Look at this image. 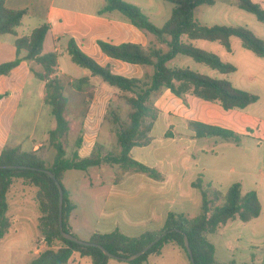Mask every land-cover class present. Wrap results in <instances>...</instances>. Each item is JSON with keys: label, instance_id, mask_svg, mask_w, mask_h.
<instances>
[{"label": "trees", "instance_id": "trees-1", "mask_svg": "<svg viewBox=\"0 0 264 264\" xmlns=\"http://www.w3.org/2000/svg\"><path fill=\"white\" fill-rule=\"evenodd\" d=\"M164 1L172 3L174 7L161 26L154 25L139 7L123 0H104V6L100 10L101 14L111 11L119 12L131 25L149 32L158 45L166 47V49L143 48L129 42L115 45L102 40L97 41L100 50L112 59L128 64L152 66L154 71L151 76L127 78L114 74L110 65H99L84 54L73 39H68L66 51L73 63L87 69L91 77H98L103 83L116 89L115 96L125 100L129 111L126 121L121 120L117 111H109V106L104 116V120L115 126L114 135L119 149L115 155H101L94 148L88 156L80 157L78 149L81 147L82 139L78 136L73 143L74 149L67 157L65 145L70 128L64 116L67 105L62 86L64 76L57 68L56 51L42 52L49 25L41 23L30 32L19 35L16 28L21 25L28 11L8 9L4 6L5 0H0V35L14 36L13 44L16 54L13 60L0 64V75H8L21 60H31L37 64L40 70L35 71L34 75L43 83V101L50 107V113L55 122L54 128L48 132L47 139L49 147L54 150V157L50 163L39 157L37 151H23L17 146L0 151V165L28 167L0 168V240L12 225L7 217L6 195L13 179H20L24 186L36 187L35 199L40 212L38 229L45 247L28 264H69L74 253L80 257H88L90 264H106L109 259L97 247L84 246L62 238L58 230V190L53 180L42 170H49L62 188V228L70 233L67 227L68 219L75 205L61 184L64 172L86 170L108 164L117 165L123 173H143L153 179L161 178V174L156 170L129 156L132 147L146 146L151 141L150 129L158 113L150 102L154 92L165 87L177 97L191 93L202 100L216 102L225 110L243 109L257 100L255 95L232 87L224 79L212 78L188 68H171L167 66V62L180 54L220 73H230L235 71L232 64L222 61L213 52L194 46L191 41L217 42L226 52H230L231 38L237 37L241 41V46L257 57H264V42L245 26L205 25L197 21L194 18L193 9L203 4L211 5L214 0ZM236 3L239 8L252 14L258 21H264V9L251 0H236ZM21 50L25 51V54L23 57H18ZM68 84L85 98L84 117L93 97L92 91H87L89 77L70 80ZM188 126L196 136L237 139L233 132L220 127L197 122H189ZM191 184L200 191L201 195L200 212L196 216L187 217L182 213L168 212L162 228L158 231H146L137 237H128L118 230L105 234L95 232L88 241L102 246L114 256L125 258L161 236L147 251L128 263L143 264L149 255L161 254L163 247L168 244L184 251L189 262L183 245V235H186L194 264H234L233 261H216L214 246L208 240V235L213 234L230 220L238 219L241 222H248L256 218L260 213L257 194L254 191L242 194L239 183H233L225 191H220L205 183L200 176Z\"/></svg>", "mask_w": 264, "mask_h": 264}, {"label": "rangeland", "instance_id": "rangeland-1", "mask_svg": "<svg viewBox=\"0 0 264 264\" xmlns=\"http://www.w3.org/2000/svg\"><path fill=\"white\" fill-rule=\"evenodd\" d=\"M132 1L138 3V7L156 26H161L166 21L174 7L172 3L164 0ZM251 1L256 4L258 0ZM114 14L121 16L126 21L120 13L115 12ZM193 15L200 23L205 25L245 26L246 24L248 26L245 27L257 37H261L260 39L264 42V21H258L252 14L239 8L236 0H214L211 5H199L193 10ZM131 28L137 30L140 34L139 37L141 36V38L137 43L143 48L159 47L152 34L142 29ZM27 31L24 30L23 25L16 28L18 34ZM13 40V35H0V64L16 57ZM66 42L67 37L63 35L54 41V45L57 47V68L64 76L62 86L67 99L64 116L70 126L65 150L66 156L69 157L74 149L73 143L80 129L85 98L83 94L73 90L68 81L90 76V73L87 69L73 63L66 51ZM191 43L198 48L215 53L222 61L235 66L236 70L230 73H220L180 54L175 55L168 61L167 66L171 68H188L217 79L228 78L232 81V87H243L240 89L251 91L250 93L253 92L252 94L257 97L254 103L248 105L242 111L246 116H252L253 119H249L247 125L242 122H238L237 125L247 126L248 133H252L259 140L248 139L245 141V138H242L243 146L251 142L252 150H245L244 147L240 149L242 151L239 152L240 157L236 159V169L247 174V178L243 180L242 193L246 189L250 190L253 187H258L259 199L264 208V57H257L252 52L244 49L237 37L232 38L230 52H226L217 42L193 40ZM161 48L166 49L165 46H161ZM53 50L52 39L47 34L43 41L42 52L46 53ZM97 50L98 54L102 56V60L94 54L89 56L101 65L113 64L114 68L111 70L114 73L138 78L153 74L154 69L152 66L126 64L108 57L107 61H104L105 55L99 49ZM24 54L25 51L21 50L18 57ZM39 70L40 67L33 61L22 60L8 75H0V151L16 146L23 151H29L34 143H40L43 146L37 154L50 163L54 157V150L49 147L47 139L48 132L54 128L55 122L50 113V107L43 101V83L34 75V72ZM244 75L253 77L252 83L243 84L241 80L244 81ZM235 80H239L241 83L236 82L235 84ZM90 84L93 85L92 89H94L103 83L100 78L90 76ZM110 88L114 95L112 94L109 111H117L121 120L126 121L129 106L124 99L115 96L116 89ZM90 90V88L87 89V91ZM164 91H167V88L162 87L151 95L150 102L155 108L162 107L165 104V100L160 99ZM184 110L187 111L188 109L185 108ZM99 130L96 149L101 155H115L119 150L114 135L115 126L104 120ZM255 143L258 145H254ZM207 162L212 166L222 168L225 166L220 165L226 164L225 161L218 160L213 156L208 157ZM255 162L256 164H254ZM120 173L117 165H105L102 170L98 167H91L86 170H68L64 172L61 184L69 192L70 199L75 205V209L69 218L71 230L69 227L68 230L77 239L81 241L89 240L90 230L102 218L100 208L105 202L109 187ZM199 176L203 177L202 175L197 177ZM254 183H256V186H254ZM35 193L36 187L24 186L20 179H13L6 195L8 202L7 217L12 225L0 240V264H28L34 258L32 252L35 251L38 254L45 247L38 229L40 212ZM187 209L190 217H194L200 212V208L191 205L187 206ZM102 221L100 220V222ZM253 226L258 232H256V235L250 231ZM260 234L264 235V217L262 216L246 223L238 219L230 220L221 225L213 234L208 235V240L214 246V257L218 262L233 261L234 264H257L258 261L264 259V246L260 242L262 239ZM172 248L179 250L180 257H174L176 251ZM151 260L155 264H189L184 251L173 245L165 246L161 256L153 257ZM69 264H90V259L80 257L77 253H74L69 260ZM108 264L129 263L109 258Z\"/></svg>", "mask_w": 264, "mask_h": 264}, {"label": "crops", "instance_id": "crops-1", "mask_svg": "<svg viewBox=\"0 0 264 264\" xmlns=\"http://www.w3.org/2000/svg\"><path fill=\"white\" fill-rule=\"evenodd\" d=\"M123 1L139 6L132 0ZM256 4L264 8V0H258ZM4 6L12 10L26 9L28 11L21 22L24 30L28 31L21 34L30 32L41 23H47L49 25L47 34L52 39L53 51L57 50L54 41L63 35L67 37V42L69 38L73 39L84 54L87 56L94 54L100 60H102V56L98 54L97 49L100 50L97 44L98 40L115 45L126 42L140 45L137 43L141 38V36L139 37L140 34L131 28L136 29V27L121 16L114 14L117 11L100 13L104 6V0H5ZM245 26L248 25L245 24ZM161 46L159 45V47ZM107 57L105 55L103 60L107 61ZM106 65L114 68L113 64L101 66ZM88 77V88L91 89L93 97L84 117L81 116L78 132V136H81L82 139L81 147L78 149L80 157L89 155L92 149L97 148L99 129L104 122V116L112 101L113 94L111 88L103 82V84L92 89L90 76ZM223 79L232 85L230 79ZM243 79L244 81L241 80V82L247 85L253 81V77L247 75H244ZM236 82L241 83L239 80H235V84ZM240 88L243 87L236 89L242 90ZM167 91L162 92L160 97V99L165 100V104L156 108L158 113L150 129V143L142 147H132L129 151V156L133 160L153 168L161 174V178L153 179L143 173H123L119 168L121 173L112 182L105 202L100 208L102 218L90 230V236L95 232L105 234L118 230L128 237H137L146 231L160 230L168 212L182 213L190 217L187 206L200 208L201 205L200 191L191 184L198 175H202L201 179L205 183L220 191L228 189L233 183H239L242 193L243 180L247 178V174L236 169V159L240 157L241 148L252 150L251 142L243 146L242 138H245V141L248 139L259 140L252 133H248L247 126L237 125L238 122L247 125L249 119H253L252 116H246L242 112L247 106L243 109L225 110L218 103L202 100L191 93L177 97L168 89ZM183 107L188 110H184ZM189 122L230 130L237 136V139H224L219 136H196L195 132L189 128ZM42 146L43 144L34 143L29 151H37L38 153ZM211 156L225 161V165H220L225 167L210 165L207 159ZM105 165L108 164H103L98 168L102 170ZM254 184L256 186V183ZM257 188L246 189L242 193L254 191L260 202L259 215L250 221L261 216L264 217V208L259 199ZM100 220L103 221L100 222ZM67 227L71 230L69 219ZM250 231L254 235L258 233L254 226ZM260 242L264 246V235H262ZM172 249L176 251L174 257H180L179 250ZM32 253L34 256L37 254L35 251ZM161 254L149 255L143 264H155L151 259L160 257ZM257 264H264V259L258 261Z\"/></svg>", "mask_w": 264, "mask_h": 264}, {"label": "water", "instance_id": "water-1", "mask_svg": "<svg viewBox=\"0 0 264 264\" xmlns=\"http://www.w3.org/2000/svg\"><path fill=\"white\" fill-rule=\"evenodd\" d=\"M0 168L11 169V168H28V167L0 165ZM42 171L44 173H46L53 180V182L55 183V186L58 190V230H59L62 238L69 240V241H72V242H75L77 244L84 245V246L97 247L98 249H100L102 254H104L105 256H107L109 258L125 261V262H130V261L135 260L140 255H142L145 251H147L155 242H157L160 239L161 236H158L153 241H151L149 244H147L144 248H142L141 250H139L135 254H132V255L125 257V258L117 257V256L110 254L105 248H103L102 246H100L98 244L91 243L89 241H81V240L77 239L76 237L72 236L70 233L65 232L62 228V202H63L62 196H63V192H62V188H61L60 184L58 183V181L55 179L54 175L49 170H42ZM183 245H184L186 252L188 254L190 264H194V261L192 258V253H191L186 235H183Z\"/></svg>", "mask_w": 264, "mask_h": 264}]
</instances>
